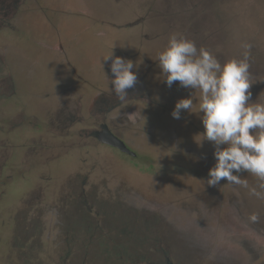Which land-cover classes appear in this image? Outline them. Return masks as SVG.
I'll return each instance as SVG.
<instances>
[{
	"label": "rangeland",
	"instance_id": "rangeland-1",
	"mask_svg": "<svg viewBox=\"0 0 264 264\" xmlns=\"http://www.w3.org/2000/svg\"><path fill=\"white\" fill-rule=\"evenodd\" d=\"M142 2L25 0L6 21L13 27L0 28V48L9 45L6 71L19 94L0 100V119L14 107L38 115L37 126L24 128L28 144L6 165L14 175L0 172V264H264V182L241 171L234 174L247 186L207 184L214 146L203 140L196 90H179L178 81L169 87L151 74L148 98L108 115L136 156L89 135L102 117L95 97L113 93L111 60H104L112 50L136 63L138 77L160 72V51L146 44L172 35L142 29ZM194 2L203 10L194 23L215 30L212 46L243 40L247 60L258 57L264 0ZM249 79L251 100L264 103V72ZM192 93L195 113L182 110L174 119L176 102ZM62 95L67 115L79 119L68 126L56 106L48 114ZM135 111L144 117L134 125L126 114Z\"/></svg>",
	"mask_w": 264,
	"mask_h": 264
},
{
	"label": "clouds",
	"instance_id": "clouds-1",
	"mask_svg": "<svg viewBox=\"0 0 264 264\" xmlns=\"http://www.w3.org/2000/svg\"><path fill=\"white\" fill-rule=\"evenodd\" d=\"M104 60H111L112 90L123 103L129 98L128 90L137 83L138 76L133 69L138 66L130 59L114 55L113 50ZM157 60L167 86L178 81L181 87L200 90L203 140L213 144L215 157L207 184L214 187L226 180L247 186L245 180L234 174L241 171L264 182V103L251 100L247 56L221 64L209 50L198 49L195 42L174 34ZM192 96L193 93L176 102L171 113L174 119H180L182 110L195 113L191 111ZM141 117H144L141 111L126 114L134 125ZM251 219L255 220L256 216Z\"/></svg>",
	"mask_w": 264,
	"mask_h": 264
},
{
	"label": "flooded vegetation",
	"instance_id": "flooded-vegetation-1",
	"mask_svg": "<svg viewBox=\"0 0 264 264\" xmlns=\"http://www.w3.org/2000/svg\"><path fill=\"white\" fill-rule=\"evenodd\" d=\"M22 1L25 0H0V28L6 26L13 27L9 23H6V21H8L9 17L15 16L20 11V4L22 3ZM226 1L228 3V0ZM200 4L201 2L198 3V5ZM198 5L195 2L193 4V0H154V3L149 6L147 5V3L145 4L143 0L141 7V11L143 13H142V17L139 19L142 24V29L155 30L158 32H162L165 35H174L180 32L182 33L188 32L189 35L183 34L182 36L188 40L195 42L198 49L205 48L209 50L212 54H214L218 58L221 64L231 59L241 60L242 59L241 57H243L244 59L245 54L250 52L249 49L250 47L246 46L243 40H235L231 45H227L220 40L218 41L220 45L212 46L211 44L212 40L210 38L214 35L215 30H212L207 26H199L198 24L194 23V20L196 19L195 16H197L200 12H203V10L200 9V7L197 8ZM227 11L228 10L226 8V13ZM190 25L193 26V29H190ZM237 27L239 31H242V27H243L242 25H241V29L239 28V26ZM227 28L228 30H231L230 24H227ZM222 30L224 31V29ZM227 35H228V31H227ZM208 39L210 42L205 43V41ZM168 41L169 40L149 41L146 44V47L150 45L151 48H157L159 49L160 52H162L165 49L166 45L168 44ZM213 42H217V41H213ZM254 46L257 47L258 57L261 58L262 57L261 51H264V46L260 43L257 45L254 44ZM8 47L9 45H6L4 48H0V100L3 98L9 100L19 98L15 80L6 71V67H7L6 55H7ZM258 57L248 60L249 74L251 73L257 74L264 72V61L261 62V65L259 67V60L257 59ZM155 63L158 66V60L155 61ZM151 74L153 78H155L156 76L163 78L164 76L160 70V72L157 71L155 73L148 71L147 73L145 72L141 77H138L135 87L128 90L129 98L125 102H123V103L127 102L128 104H123L119 100H117L114 92L109 94L106 93L98 94L95 97L94 107L96 108L97 113L102 114V117L100 116L97 117L99 122H97L96 127L91 129L89 135H91L94 139H96L100 144H103L99 141L96 135L97 132L101 130V125L103 123L108 124L110 129L114 133L119 135L111 126V124L107 121L108 115H110L111 112L119 106L132 107L134 104L130 100L131 99L133 100V98L140 97L141 100L148 98V92H145L146 90H148L146 88L148 86L146 82V77ZM152 85L153 83H149L150 87ZM181 89L185 91V90H189L190 88H184L180 86L179 90ZM196 92L200 93V90L196 89ZM61 93H63V91H61ZM63 95L62 98H59L60 102L57 101L56 105L51 104V109L48 110V114H50V112L52 111V107L56 106V108L61 110V121L64 123V126H68L76 121H79V119L75 115H67V113L69 112H66V110L70 108V105H67L69 104V101ZM65 95L68 96V93ZM151 101L154 102L153 99H151ZM156 103H159V101H157ZM80 106L82 107L81 103H77L75 105L74 109L76 113L79 111V109H81ZM37 116L38 115L35 112L27 110L26 108L23 107H14L3 113V117H1L0 119V172L1 173L6 170L5 169L6 165L9 166L10 164L11 166L13 164L11 159L12 155L18 152L19 149L20 150L24 149V147H26L24 145L28 144L25 141L26 139L27 140L30 139L31 136L30 134H26L29 137H24L25 136L24 128L37 126L38 125ZM21 125L24 126L22 127L19 134L15 135L17 128L20 127ZM21 145L23 146L21 147ZM17 147H19V149ZM9 168H7L6 171L10 170L11 172L7 174V177L11 178L12 174L14 175V173ZM168 264H173V263L169 262Z\"/></svg>",
	"mask_w": 264,
	"mask_h": 264
},
{
	"label": "water",
	"instance_id": "water-1",
	"mask_svg": "<svg viewBox=\"0 0 264 264\" xmlns=\"http://www.w3.org/2000/svg\"><path fill=\"white\" fill-rule=\"evenodd\" d=\"M96 135L101 143L117 148L133 156L136 155V152L127 145L125 140L114 133L106 123L101 125V130H99Z\"/></svg>",
	"mask_w": 264,
	"mask_h": 264
},
{
	"label": "crops",
	"instance_id": "crops-1",
	"mask_svg": "<svg viewBox=\"0 0 264 264\" xmlns=\"http://www.w3.org/2000/svg\"><path fill=\"white\" fill-rule=\"evenodd\" d=\"M197 94H199V93H197Z\"/></svg>",
	"mask_w": 264,
	"mask_h": 264
}]
</instances>
